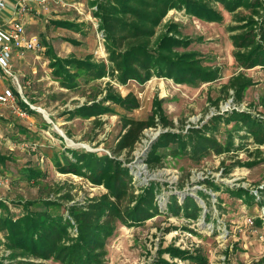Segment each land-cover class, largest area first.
<instances>
[{"label": "rangeland", "instance_id": "rangeland-1", "mask_svg": "<svg viewBox=\"0 0 264 264\" xmlns=\"http://www.w3.org/2000/svg\"><path fill=\"white\" fill-rule=\"evenodd\" d=\"M94 1L36 2L24 19L27 30L37 35L43 44H51L59 56L84 58L94 54L97 60H107L99 19L94 15ZM223 13L225 19L218 23L191 16L184 9H173L164 20V23L178 22L183 34L195 40L190 48L201 51L206 64L221 68L217 80L198 87L158 77L145 84H116L123 95L135 93L141 107L128 112L114 106L116 113L103 115L101 123L93 118L71 117L66 112L91 100L105 88L110 78L93 80L83 73L78 80L79 87L68 89L54 76L45 50L28 51L16 57L13 73L18 75L23 86V92H20L18 83L15 84L19 89L18 93L15 91L16 103L24 107L21 101L31 102L34 112L20 116L9 104L0 103V155L7 157L4 162L0 159V198L9 203L13 213H24L14 201L53 198L59 186L66 184L74 186L78 200L105 192L104 187L95 186L83 177L61 173L55 160H63L67 149L113 153L122 133L121 115L147 119L161 105L164 119L145 131L132 154L121 155L129 162L139 184L150 180L161 182L163 190L158 196L161 212L138 226L119 225L107 242L106 264H151L158 256L159 247L170 244L202 252L208 258L207 264H264V207L256 201L248 204L227 190L228 187H246L259 194L258 188L264 186V161L253 166L238 164V161H253L248 149L255 151L259 144L251 136L243 139L241 135H245V131L235 132L237 121L215 119L219 114L228 117L227 113L234 110H245L264 118V67L246 69L238 64L228 31L233 18L224 10ZM62 20L73 22L75 26L62 28L57 24ZM162 29L163 26L159 31ZM239 73L253 79V84L245 89L240 99L227 87L230 79ZM13 78L17 81L16 77H6L0 69V92L11 86ZM41 108L48 112L49 119L41 113ZM206 123L224 145L234 135L235 147L221 154L212 150L194 158L191 152L184 150L175 153L176 144L172 143L166 150H161L168 153L164 167L150 169L145 164L143 158L151 140L160 133L168 130L188 133L192 127L200 128ZM260 147L264 157V144ZM30 166L42 171L44 176L36 181L28 180L24 170ZM215 185L221 188L217 189ZM202 192L206 197L201 195ZM173 194L178 195L180 202L186 195H194L204 209L203 214L192 219L184 216L182 211L180 215L171 213L167 206ZM250 218L254 224L247 222ZM4 240V233H0V256L10 253L4 247ZM165 257L170 258L168 254ZM176 261L189 264V261ZM14 263L21 264L17 260ZM35 264L61 263L38 259Z\"/></svg>", "mask_w": 264, "mask_h": 264}, {"label": "trees", "instance_id": "trees-1", "mask_svg": "<svg viewBox=\"0 0 264 264\" xmlns=\"http://www.w3.org/2000/svg\"><path fill=\"white\" fill-rule=\"evenodd\" d=\"M93 4L96 6L94 15L99 19V28L105 39L107 60H97L94 54L84 58L62 57L55 53L51 44L46 45L52 72L64 87L77 89L83 73L93 80L110 78L105 88L91 100L67 110L71 117L93 118L101 123L103 115L116 113L114 106L128 112L139 109V97L133 92L123 95L116 84H145L158 77L198 87L220 77L221 68L206 64L202 52L190 48L195 40L183 34L178 22L164 23L173 9H184L191 16L218 23L225 19L223 10L230 13L233 23L228 25V31L231 32L238 64L246 69L264 67V0H95ZM57 24L67 28L75 26L66 20ZM161 26L163 29L159 31ZM252 84L251 77L239 73L230 79L227 87L233 89L240 99ZM227 114L228 117L219 114L215 119L237 121L235 132L245 131L246 134L241 135L243 139L251 136L259 144L255 151L248 149L253 161H238V164L253 166L264 161L260 147L264 144V118L245 110ZM162 119L161 105L147 119L121 115L122 133L113 153L67 149L63 160H55L61 173L74 174L95 186L104 187L106 191L102 194L78 200L73 192L74 186L66 184L59 186L53 198L14 201L24 210L20 215H15L9 203L0 198V233H4L3 244L10 251L8 255L0 256V264H15V260L21 264H35L38 259L61 264H106L107 242L119 225L138 226L161 212L158 197L163 190L161 182L150 180L139 184L129 162L121 155L132 154L145 131L156 127ZM212 132L207 123L200 128L192 127L188 133L164 131L151 140L143 160L150 169L164 167L168 153L161 150H166L172 143L176 144L175 153L184 150L191 152L194 158L212 150L221 154L235 147L234 135L224 145ZM0 159L4 162L7 157L0 155ZM24 171L30 181L44 176L32 166ZM215 187L221 188L220 185ZM227 190L248 204L256 201L264 207V186L258 188L259 194L246 187H228ZM201 195L206 197L204 192ZM167 209L179 215L182 211L184 216L192 219H198L204 210L194 195H186L180 202L177 194L170 196ZM176 259L189 261V264L208 263L202 252L170 244L159 247L158 256L151 264H180Z\"/></svg>", "mask_w": 264, "mask_h": 264}, {"label": "built area", "instance_id": "built-area-1", "mask_svg": "<svg viewBox=\"0 0 264 264\" xmlns=\"http://www.w3.org/2000/svg\"><path fill=\"white\" fill-rule=\"evenodd\" d=\"M46 1L47 0H40V3L44 4ZM10 2H14L15 18L8 21L6 26L0 25V68H2L6 74L15 77L12 72L14 57L23 56L28 51H44L45 45L38 36H31L27 32L24 21L29 11L27 0H0V18L7 10ZM14 82L18 83L21 90L18 79L17 81L14 80ZM0 103H11L13 109L20 116H28L29 114L26 108L16 103L15 91L12 88H7L0 93ZM188 128H190V126ZM247 222L254 224L252 218L248 219Z\"/></svg>", "mask_w": 264, "mask_h": 264}, {"label": "crops", "instance_id": "crops-1", "mask_svg": "<svg viewBox=\"0 0 264 264\" xmlns=\"http://www.w3.org/2000/svg\"><path fill=\"white\" fill-rule=\"evenodd\" d=\"M36 2H39L40 3V1H38V0H27V4H28V7H29V11H28V13H27V15L28 14H30V11L31 10H33V6H36ZM41 4V3H40ZM96 7V6H95ZM37 9V8H36ZM31 16L32 15H30V18H31ZM15 18V16H14V2H10L9 3V5H8V8H7V10L3 13V15L1 16V18H0V25H3V26H6V24L8 23V21H10V20H12V19H14ZM31 20V19H30ZM28 21V20H27ZM63 21H65V20H63ZM66 21H68V20H66ZM25 24H26V22H25ZM60 27H62V26H60ZM62 28H67V27H62ZM27 32H28V30H27ZM28 34L29 35H31V36H37V35H35V34H31V33H29L28 32ZM103 39V41H104V47H105V39H104V37L102 38ZM45 45V51H46V44H44ZM106 49V48H105ZM44 51V52H45ZM16 57H20V56H15L14 57V59H13V62H14V60H16L15 58ZM14 64V63H13ZM0 69H2V68H0ZM3 70V69H2ZM12 72H13V68H12ZM5 73V72H4ZM13 75H15V77L18 79V75L17 74H15V73H13ZM5 76L6 77H12V76H10V75H8V74H6L5 73ZM12 80V79H11ZM18 81H19V79H18ZM19 83H20V81H19ZM15 82H14V78H13V81H12V83H11V86H8V87H6L5 89H7V88H12L14 91H18L19 89H17V85L15 86ZM20 87H21V90H19L20 92H23V86H22V84L20 83ZM4 89V90H5ZM3 92V91H2ZM1 93V92H0ZM25 102V101H24ZM26 103V105H24V108H26L29 112H30V110H33V108L32 107H30V105L32 106V103L30 102L29 104L27 103V102H25ZM1 104H4V103H1ZM7 104H9L10 106H12V104L11 103H7ZM19 106H21L20 104H18ZM22 107V106H21ZM13 108V107H12Z\"/></svg>", "mask_w": 264, "mask_h": 264}, {"label": "bare ground", "instance_id": "bare-ground-1", "mask_svg": "<svg viewBox=\"0 0 264 264\" xmlns=\"http://www.w3.org/2000/svg\"><path fill=\"white\" fill-rule=\"evenodd\" d=\"M40 111H41L42 114H44V116H45L46 118L49 119L48 112H47L45 109L41 108ZM69 141H70L71 144L74 143L72 140H69Z\"/></svg>", "mask_w": 264, "mask_h": 264}]
</instances>
